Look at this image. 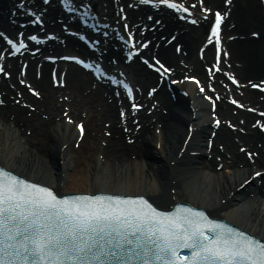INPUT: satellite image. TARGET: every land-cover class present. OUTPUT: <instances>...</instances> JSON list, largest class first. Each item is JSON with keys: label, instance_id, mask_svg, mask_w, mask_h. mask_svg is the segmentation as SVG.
<instances>
[{"label": "bare ground", "instance_id": "1", "mask_svg": "<svg viewBox=\"0 0 264 264\" xmlns=\"http://www.w3.org/2000/svg\"><path fill=\"white\" fill-rule=\"evenodd\" d=\"M78 1L90 4L94 22L109 23V34L118 33L111 28L114 22L107 20L109 10L104 11L102 3L96 11L95 1ZM260 1L175 0L187 7L189 4L194 9H215L224 14L222 27L226 26L228 31L225 37L220 33V41L222 45L225 41L228 54L220 52L221 71H216L213 46L203 35L207 19H200L194 26L183 21L191 16L159 5L158 0L146 7L137 0L116 3L112 0L111 4L123 6L128 24L134 30L135 46L148 42L141 51L145 60H153L154 57L147 53L155 52L165 66L172 68L171 79H178L173 90L175 98H172L164 87L165 81L158 86L160 76L152 69L148 70L134 59L120 67L115 55L123 51L118 45L121 43L114 48L115 55L105 57L114 50L105 51L103 65L111 69L106 72L139 88L136 100L144 108L135 114L129 111V99L123 88L115 91L116 87L110 84L93 88L92 73L89 75L73 63L63 64L60 56L67 46H70L68 51L88 60L96 59V55L75 37L65 35L67 32L61 29L65 13L57 0L44 2V6L40 0H0V33L15 38L18 31L23 32V37L29 32L41 39L33 41L19 59L20 56L8 55L9 47L0 34V52L6 51L5 56L0 57V66L11 74L10 79L0 76V165L57 192L61 190V193L143 194L165 208L177 201L187 202L264 240V2ZM21 3L26 12L16 11L18 15H13L11 9H17ZM133 6L135 8H131ZM28 12H33L34 17ZM36 16H40L43 26L31 24L30 20ZM78 23L77 20L73 22L76 27ZM144 25L147 29L142 33ZM78 28L79 31L81 27ZM50 34L58 37V41L54 39L57 45L53 46L54 40L48 38ZM111 42L115 44L112 38L103 41ZM60 43L62 47L58 49ZM201 46L202 58L196 54ZM93 47L98 48V52L101 48L99 45ZM32 49L41 56L56 49L54 54L46 56L56 59L45 62L41 56L28 52ZM22 61L27 63L26 77L19 72ZM203 64L213 69L212 81H208ZM64 65L63 74L61 67ZM36 67L39 72H35ZM115 67L122 69L119 72ZM51 68L56 71V84L50 79ZM183 73L200 80L204 92H198L195 80L180 78ZM229 77L238 79L239 84ZM225 80L228 83L222 87L220 82ZM247 80L252 81L251 85L256 81L262 86L250 87ZM209 83L223 92L219 99L208 88ZM25 84L35 88L39 96L29 95ZM149 85L156 87L153 98L146 94ZM239 90L246 103L244 110H235L230 103L224 102L225 97L229 96L228 101L236 97ZM16 93H20V102L25 106L13 102ZM210 95L216 99L217 108L213 112L209 111L210 103L204 99ZM152 100H156V104ZM65 106L69 117L83 120L82 139H78L74 126L63 120ZM117 108L124 109V118L117 117ZM214 118L221 119L217 127L212 122ZM156 127L159 133L155 134ZM189 135L191 137L185 142ZM241 146L244 150H240ZM255 171H262L258 179L252 177Z\"/></svg>", "mask_w": 264, "mask_h": 264}, {"label": "snow or ice", "instance_id": "2", "mask_svg": "<svg viewBox=\"0 0 264 264\" xmlns=\"http://www.w3.org/2000/svg\"><path fill=\"white\" fill-rule=\"evenodd\" d=\"M142 2L152 5L154 0ZM64 3L70 8L73 0H64ZM158 4L189 11L183 4L177 5L175 0H158ZM210 11L204 8L201 19H208ZM40 19L36 16V21ZM223 19L224 14L217 10L209 24L208 42L215 40L216 44V71H221ZM193 22L199 23L198 20ZM19 35L23 37V33ZM127 36L131 58L133 51L139 53L148 42L136 47L133 31ZM28 39L40 42L37 35ZM7 44L17 53L27 47L24 38L19 42L7 39ZM66 59L92 67L75 56ZM153 59L155 62L151 66L157 71H172L158 59ZM0 72H4L3 67ZM212 74L213 69L209 68L208 75ZM229 78L239 84L234 77ZM186 79L200 84L196 77ZM112 83L122 84L129 98L132 97L133 90L128 83L114 77ZM208 87L212 88V84ZM200 90L204 91L203 86ZM207 98L213 100L212 96ZM233 103L239 102L234 100ZM131 107L135 110L140 105L133 102ZM121 115H124L123 111ZM181 249L190 252L184 255ZM0 264H264V240L191 205L179 204L173 211L165 212L143 194H60L0 165Z\"/></svg>", "mask_w": 264, "mask_h": 264}, {"label": "rangeland", "instance_id": "3", "mask_svg": "<svg viewBox=\"0 0 264 264\" xmlns=\"http://www.w3.org/2000/svg\"><path fill=\"white\" fill-rule=\"evenodd\" d=\"M161 155V154H160Z\"/></svg>", "mask_w": 264, "mask_h": 264}]
</instances>
